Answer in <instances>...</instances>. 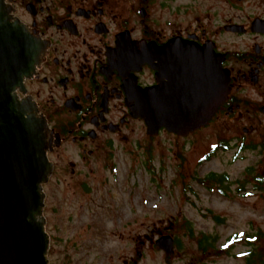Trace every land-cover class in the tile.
<instances>
[{
	"label": "flooded vegetation",
	"instance_id": "obj_1",
	"mask_svg": "<svg viewBox=\"0 0 264 264\" xmlns=\"http://www.w3.org/2000/svg\"><path fill=\"white\" fill-rule=\"evenodd\" d=\"M0 23L35 41L33 70L12 94L22 114L47 121L43 188L56 173L114 160L133 122L147 133L137 106L195 110L225 77L230 92L202 128L231 117L244 140L264 127V0H0ZM70 148L78 159L60 163ZM250 246L248 264H260Z\"/></svg>",
	"mask_w": 264,
	"mask_h": 264
},
{
	"label": "rangeland",
	"instance_id": "obj_2",
	"mask_svg": "<svg viewBox=\"0 0 264 264\" xmlns=\"http://www.w3.org/2000/svg\"><path fill=\"white\" fill-rule=\"evenodd\" d=\"M131 128L114 160L75 177L56 173L44 186L50 264H248L251 243L264 254V183L256 179L264 177V127L244 140L231 117L185 138L151 137L139 121ZM61 153L60 163L78 159L71 148ZM210 173L228 175L225 193L198 182ZM167 234L170 255L156 245ZM201 234L214 242L205 254Z\"/></svg>",
	"mask_w": 264,
	"mask_h": 264
},
{
	"label": "water",
	"instance_id": "obj_3",
	"mask_svg": "<svg viewBox=\"0 0 264 264\" xmlns=\"http://www.w3.org/2000/svg\"><path fill=\"white\" fill-rule=\"evenodd\" d=\"M36 58L34 38L20 26L0 23V264H50L43 215V184L53 170L44 138L47 121L22 114L12 94L23 76L31 74ZM229 92L225 77L222 90L214 84L206 92L212 101L198 103L195 110L162 112L139 105L134 116L145 119L150 136L164 128L185 138L211 121ZM156 245L168 255L174 253L175 240L169 234L160 236Z\"/></svg>",
	"mask_w": 264,
	"mask_h": 264
},
{
	"label": "trees",
	"instance_id": "obj_4",
	"mask_svg": "<svg viewBox=\"0 0 264 264\" xmlns=\"http://www.w3.org/2000/svg\"><path fill=\"white\" fill-rule=\"evenodd\" d=\"M221 146L224 149L228 148V145L226 142L221 141ZM210 155L207 157L209 158ZM181 170H183L184 166H180ZM181 175L183 176V173H181ZM257 180H259L260 184L264 183V177L262 175H259L256 177ZM229 180V177L227 174H217V173H210L204 177H200L198 178V182L202 185H205L209 188L214 187L216 190L225 193L224 187H225V183ZM217 220H220V217H216ZM190 235L193 236V230L190 228ZM264 235L263 233L260 234V238H263ZM199 243V247L201 249V251L203 252V254L208 253V251L214 247V242L210 241V237L201 234V237L198 240ZM257 257V255H256ZM253 256H251L248 261L249 263H253ZM258 259V257H257ZM255 262V261H254ZM259 263L260 264H264V254L260 253L259 254Z\"/></svg>",
	"mask_w": 264,
	"mask_h": 264
},
{
	"label": "bare ground",
	"instance_id": "obj_5",
	"mask_svg": "<svg viewBox=\"0 0 264 264\" xmlns=\"http://www.w3.org/2000/svg\"><path fill=\"white\" fill-rule=\"evenodd\" d=\"M39 218H40V216H39Z\"/></svg>",
	"mask_w": 264,
	"mask_h": 264
}]
</instances>
